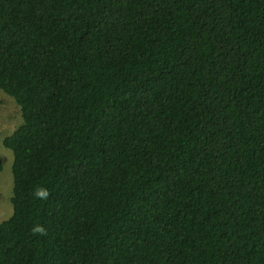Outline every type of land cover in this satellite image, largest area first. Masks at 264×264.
Instances as JSON below:
<instances>
[{
	"label": "trees",
	"instance_id": "obj_1",
	"mask_svg": "<svg viewBox=\"0 0 264 264\" xmlns=\"http://www.w3.org/2000/svg\"><path fill=\"white\" fill-rule=\"evenodd\" d=\"M0 89V264H264V0H0Z\"/></svg>",
	"mask_w": 264,
	"mask_h": 264
},
{
	"label": "rangeland",
	"instance_id": "obj_2",
	"mask_svg": "<svg viewBox=\"0 0 264 264\" xmlns=\"http://www.w3.org/2000/svg\"><path fill=\"white\" fill-rule=\"evenodd\" d=\"M23 123L22 113L16 101L0 89V223L13 214L12 198L14 180L12 167L14 156L3 145L6 137L12 135Z\"/></svg>",
	"mask_w": 264,
	"mask_h": 264
},
{
	"label": "clouds",
	"instance_id": "obj_3",
	"mask_svg": "<svg viewBox=\"0 0 264 264\" xmlns=\"http://www.w3.org/2000/svg\"><path fill=\"white\" fill-rule=\"evenodd\" d=\"M49 192L47 189H37L35 195L40 198L46 200L49 197ZM33 235H46V230L42 225H34L32 228Z\"/></svg>",
	"mask_w": 264,
	"mask_h": 264
}]
</instances>
